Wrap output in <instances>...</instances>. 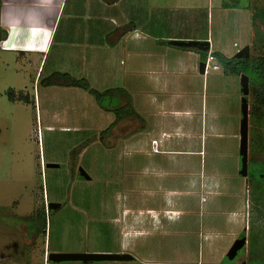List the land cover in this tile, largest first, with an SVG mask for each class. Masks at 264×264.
<instances>
[{
	"label": "rangeland",
	"instance_id": "rangeland-1",
	"mask_svg": "<svg viewBox=\"0 0 264 264\" xmlns=\"http://www.w3.org/2000/svg\"><path fill=\"white\" fill-rule=\"evenodd\" d=\"M225 1L231 6L224 11L217 6L207 8V0H197L201 4L197 15L188 10L157 9L153 33L164 38L202 36L208 38L211 51L230 56L248 45L251 54L256 30H260L252 25V13L256 7L264 8V0H238V7H233L234 0ZM169 47L172 52L166 59L173 65L181 48ZM197 54L195 69L183 54L185 62L179 71L169 66L163 88L155 76L147 78V74L133 76L132 85L130 73L120 74L128 62L126 55L115 54L107 81L94 89L118 88L123 93L105 96L101 103L81 87L72 91L46 87L45 71L38 86L37 81L33 85L34 72H26L24 78L15 71L13 56H0V264H264V183L255 191L248 177L238 173L240 75L224 74L216 56L212 63L218 69L201 74L202 59ZM22 83L27 88H21ZM165 95H177L176 108L195 112L197 122L193 124L198 132L203 117V171L210 176L204 178L201 197L183 193L188 174L187 178L161 177L155 194L151 191L157 186L143 184L142 176L139 182L140 176L134 174L140 165L135 161L139 157L132 133L153 128L158 137L162 129L169 130L171 123L182 124L187 117L172 118L171 123L155 117L156 101ZM128 98L138 115H126L108 128L116 120L114 108ZM247 98L249 172L250 165L264 166V114L261 119L252 118L250 94ZM135 126L139 129L133 131ZM174 140L169 138L168 144L174 145ZM170 157L162 154L155 160L169 161ZM173 157L171 162L186 159L188 171L199 160L196 155ZM47 163L59 166L47 167ZM133 185L135 192L131 193ZM111 188L119 191L116 198L106 196ZM166 190L175 192L171 195ZM51 201L60 205L47 210ZM145 209L154 210L146 214ZM159 209L172 210L163 219ZM38 213L46 218L45 227L36 231ZM243 234L245 246L228 260L226 251ZM50 252H128L134 259L53 262L47 257Z\"/></svg>",
	"mask_w": 264,
	"mask_h": 264
},
{
	"label": "crops",
	"instance_id": "crops-1",
	"mask_svg": "<svg viewBox=\"0 0 264 264\" xmlns=\"http://www.w3.org/2000/svg\"><path fill=\"white\" fill-rule=\"evenodd\" d=\"M197 0H0V51L1 58L13 56L15 71L24 77L26 72H34L33 85L38 82L42 72H46V79L53 73L64 72L74 78L85 79L91 88L103 84L108 78V68L115 54L126 55L127 64L120 68L121 77L130 73L134 77L144 75L147 78L156 77L158 86L166 87V77L169 66L178 70L185 59L190 58L191 63L197 62L199 56L194 50L183 47V53L178 49L173 65L167 62L166 56L174 46L165 39H207L198 35H172L165 38L153 33L156 23L153 22L155 10L168 9L169 11H194L200 10L201 4ZM216 2L218 0H215ZM173 2V3H172ZM207 0V8L227 10L220 4ZM208 14V13H207ZM181 23V21H180ZM209 41V40H208ZM168 44V45H167ZM210 50V42H209ZM54 51V53H53ZM214 52V51H212ZM219 52V51H216ZM52 53V55H51ZM221 53V52H219ZM231 57L230 55H225ZM50 55V59H49ZM186 57V58H187ZM156 59V60H155ZM121 63V62H120ZM156 63L157 67L153 64ZM158 69V72H155ZM193 69H195L193 63ZM204 74V73H203ZM38 77V78H37ZM25 78V77H24ZM45 79V80H46ZM130 80V81H131ZM133 80L131 84L133 85ZM45 85V84H43ZM21 88H27L25 84ZM49 88H69L71 91L77 86L46 85ZM176 96H164L156 101L153 115L160 121L170 119L182 120V115L187 116L182 124H170L169 130H161L155 137L153 128L135 135L133 140L134 152L141 153L150 143V139H161L163 144L168 141L163 133L174 137V145L169 147L172 151H198L204 167L206 144L203 142V117L201 116V130L196 131L193 122H197L194 111L180 110L175 107ZM38 98V96H37ZM135 111V109H134ZM136 112V111H135ZM137 113V112H136ZM138 130V127L133 128ZM172 139V138H171ZM200 145L197 147V142ZM175 155L174 153L170 154ZM190 155V154H189ZM198 157V155H196ZM170 160H175L170 157ZM176 160L177 165L181 162ZM205 168V167H204ZM203 168V170H204ZM209 174L203 171L204 178ZM214 180V175H211ZM189 189L195 188L194 181L189 182ZM199 189V193L201 190ZM189 191V190H188ZM169 190V194H173ZM183 192V191H182ZM187 195H200L198 192H183ZM201 199V198H200ZM202 201V200H201ZM172 210V209H167ZM180 213L181 211L178 210Z\"/></svg>",
	"mask_w": 264,
	"mask_h": 264
},
{
	"label": "trees",
	"instance_id": "trees-1",
	"mask_svg": "<svg viewBox=\"0 0 264 264\" xmlns=\"http://www.w3.org/2000/svg\"><path fill=\"white\" fill-rule=\"evenodd\" d=\"M238 5V0H234L233 7H238ZM221 6L223 8H227L231 5H229L225 0H223ZM252 25L260 30H256L259 31V33L255 31L256 34L252 44L253 50L252 53L249 54L248 58H235L233 56L226 57L219 52L213 53L217 57V60L221 65L224 74L240 75L241 73H244L248 76L249 94L251 99L250 114L254 119H261L262 115L264 114V8H255V11L252 13ZM257 34H259L260 37H256ZM183 48L188 50H194L200 53L202 61L204 60L205 55L207 53V51H200L196 48ZM44 84L81 87L84 90H87L92 95H94V97L99 103H101V99L105 96H112L115 92L123 93V91H120L118 88H109L103 91H98L94 88H91L85 79L74 78L64 72L53 73L50 77L44 80ZM126 95L127 94L125 93V96ZM9 97L12 100L15 99L13 95ZM114 112L116 114V120L111 122L108 125V128L112 127L117 120L124 119L126 115H130L132 117L138 115L131 108L129 98L126 100V102L123 103L122 106H118L117 108L115 107ZM247 177L248 180L252 183L253 189L255 191L258 190L261 183H264V166L250 165V170L248 172ZM38 218L39 220L35 218V220L37 219L35 224H38L36 225V231H38L40 228L42 229L45 227V214L41 213L40 215L38 213ZM39 224H42V226L40 225L39 227Z\"/></svg>",
	"mask_w": 264,
	"mask_h": 264
},
{
	"label": "water",
	"instance_id": "water-1",
	"mask_svg": "<svg viewBox=\"0 0 264 264\" xmlns=\"http://www.w3.org/2000/svg\"><path fill=\"white\" fill-rule=\"evenodd\" d=\"M169 43L177 47H187V48H196L200 51L209 50V41L198 40V39H170ZM235 58H248L249 57V46L245 45L236 51L232 55ZM205 63L203 61L199 62L198 70L201 74L204 73ZM240 113L241 117L239 120V142H238V154L240 166L238 173L242 177H247L248 175V117H249V103H248V94H249V79L248 76L244 73L240 74ZM47 167H58L57 163H47ZM80 174L86 177L89 176L85 171L79 167ZM60 203L58 202H49L47 203V209H56ZM245 238H235L228 250L226 251L225 256L228 260H232L239 251L245 246ZM48 259L53 262L61 261H80L83 263L94 262V261H132L134 256L128 252H50L48 253Z\"/></svg>",
	"mask_w": 264,
	"mask_h": 264
},
{
	"label": "flooded vegetation",
	"instance_id": "flooded-vegetation-1",
	"mask_svg": "<svg viewBox=\"0 0 264 264\" xmlns=\"http://www.w3.org/2000/svg\"><path fill=\"white\" fill-rule=\"evenodd\" d=\"M163 137H165V139L168 141V139L170 138H174L173 136L169 135V134H162ZM155 140V144L152 143V141ZM123 146L120 144V147ZM146 148L145 151L141 152V153H136L137 156L139 157V160H135L137 165H140V167L138 168V170L135 171L134 174H137V176L139 177V182L141 180V176L144 178L145 182H143V184L147 183H151L150 187H155L157 186V188H152L153 191L149 190L150 188H147L146 191L149 192H155L158 193L159 188L161 187L158 181L161 179V177H163V179H165V176H175V177H185L187 178V174H188V181H187V185L188 188L185 190V192L189 193H199V189L202 185V180H203V164H202V160L200 159V150L198 151H190V152H186V151H172L169 150L168 148L171 147L168 143L167 144H163L161 139H150V143L146 144L144 146ZM180 154V155H198L199 160L196 161V165H194V170L192 171H188L187 170V163L186 161H183V163L181 162V165H177L175 161L171 162V160H160L159 158H157V160H155L156 156H161L162 154ZM137 157V158H138ZM150 157H153L154 159H150ZM172 158H174L172 156ZM149 159V161H148ZM135 163V162H134ZM135 164V165H136ZM194 181V185L195 188L192 191L189 189V182ZM112 181L106 182L104 184H111ZM136 185V184H135ZM132 186L131 189V193L135 192L134 186ZM112 190L108 191L106 193L107 195H111L114 196L116 198V193L119 192L117 190H113V188H111ZM189 190V191H188ZM112 191H114V193L110 194ZM166 192H169V190H166ZM112 209V208H111ZM50 210V209H47ZM134 211H136V213H140L143 212V209H133ZM154 209H145L144 213H149L150 211H152ZM158 211H160L161 213H163V219L167 216L165 215V212L167 211V209H159ZM244 238V234L243 235H238L237 238ZM244 247V246H243ZM242 250V249H241ZM240 250V251H241ZM239 251V252H240ZM48 257V254H47ZM114 262V261H112ZM119 262V261H116Z\"/></svg>",
	"mask_w": 264,
	"mask_h": 264
},
{
	"label": "built area",
	"instance_id": "built-area-1",
	"mask_svg": "<svg viewBox=\"0 0 264 264\" xmlns=\"http://www.w3.org/2000/svg\"><path fill=\"white\" fill-rule=\"evenodd\" d=\"M215 59V55L211 50H208L203 62L205 63V69L204 73L208 71V69L217 70L218 65L216 63H212V61ZM153 144H155V140L152 141Z\"/></svg>",
	"mask_w": 264,
	"mask_h": 264
}]
</instances>
